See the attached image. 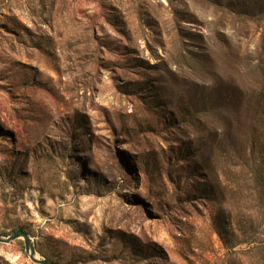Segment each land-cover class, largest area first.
I'll use <instances>...</instances> for the list:
<instances>
[{
	"label": "rangeland",
	"instance_id": "obj_1",
	"mask_svg": "<svg viewBox=\"0 0 264 264\" xmlns=\"http://www.w3.org/2000/svg\"><path fill=\"white\" fill-rule=\"evenodd\" d=\"M261 95L264 1L0 0V236L53 264H264ZM0 264L37 263L20 237Z\"/></svg>",
	"mask_w": 264,
	"mask_h": 264
},
{
	"label": "trees",
	"instance_id": "obj_2",
	"mask_svg": "<svg viewBox=\"0 0 264 264\" xmlns=\"http://www.w3.org/2000/svg\"><path fill=\"white\" fill-rule=\"evenodd\" d=\"M264 0H238L239 4H246V3H252V4H259L262 6V2ZM262 101H259V107L261 108V111L257 113V117L260 118V126H261V132L259 134V137L256 136V133H254V136L257 138L253 139L252 145H253V154L255 152H259L261 154V159L259 160V163H254L253 159L252 161L245 162V167L248 169V173L252 177V181L254 182V188L259 194L262 196V199L264 201V95H261Z\"/></svg>",
	"mask_w": 264,
	"mask_h": 264
},
{
	"label": "water",
	"instance_id": "obj_3",
	"mask_svg": "<svg viewBox=\"0 0 264 264\" xmlns=\"http://www.w3.org/2000/svg\"><path fill=\"white\" fill-rule=\"evenodd\" d=\"M20 237H23L25 239L26 250H27L32 261H34L37 264H53L50 261L38 259L37 252H36V249L32 243L31 238L27 234H25L23 231L16 232L13 236L9 237L8 239H5V238L0 236V241L5 242V243L6 242L9 243V242H12V241L20 238Z\"/></svg>",
	"mask_w": 264,
	"mask_h": 264
}]
</instances>
